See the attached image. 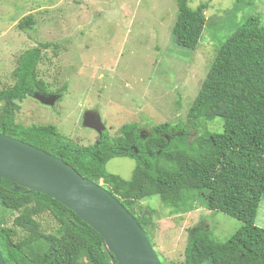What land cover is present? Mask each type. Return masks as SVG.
<instances>
[{
  "label": "trees",
  "instance_id": "16d2710c",
  "mask_svg": "<svg viewBox=\"0 0 264 264\" xmlns=\"http://www.w3.org/2000/svg\"><path fill=\"white\" fill-rule=\"evenodd\" d=\"M176 3L174 40L179 46L195 50L207 26L206 5L193 9L188 0ZM32 25L31 18L19 23L24 30ZM49 47V43H41L24 52L13 73L15 84L0 91V133L62 156L83 178L103 186L117 198L145 231L153 220L142 214L149 211L152 216L153 211L140 203L154 196L175 213L192 211L201 201L210 212L243 222L225 242L214 239L207 228H197L190 234L184 261L164 260L162 264H264V228L256 225L264 197L261 18L244 21L217 50L189 108L187 124H159L147 139L139 137L137 123L125 124L118 136L88 146L62 136L54 125L17 123L14 102L36 92L52 94L50 84L37 75L43 50ZM65 91H60L61 97ZM217 118L224 122L222 132L200 128ZM188 127L194 131L193 139L187 138ZM118 157L137 162L130 180L108 172V163ZM8 211L19 213L14 228L4 223ZM46 216L55 224L50 231L42 224ZM0 222V251L6 264H118L101 235L72 210L48 195L3 178Z\"/></svg>",
  "mask_w": 264,
  "mask_h": 264
},
{
  "label": "rangeland",
  "instance_id": "374dc122",
  "mask_svg": "<svg viewBox=\"0 0 264 264\" xmlns=\"http://www.w3.org/2000/svg\"><path fill=\"white\" fill-rule=\"evenodd\" d=\"M188 2L193 9L206 5L207 26L195 50L179 46L172 35L176 0H0V91L15 84L13 73L24 52L49 43L37 75L58 96L54 106L32 96L14 102L15 121L54 125L62 136L86 146L100 139L85 126L87 113L101 118L107 138L118 136L125 124L137 123L146 134L165 122L187 124L217 50L247 19L258 16L264 25V0ZM24 18L33 20L25 30L19 26ZM223 124L217 118L200 128L222 132ZM189 130L187 138L193 139ZM136 166L134 159L118 157L107 170L130 180ZM140 204L153 211L148 214L153 225L146 231L163 262L184 261L197 228H207L225 242L243 226L224 213L210 212L201 201L186 213H175L158 196ZM6 215L4 223L14 228L19 213ZM42 224L49 231L55 225L48 216ZM256 225L264 228V197Z\"/></svg>",
  "mask_w": 264,
  "mask_h": 264
},
{
  "label": "water",
  "instance_id": "95a60500",
  "mask_svg": "<svg viewBox=\"0 0 264 264\" xmlns=\"http://www.w3.org/2000/svg\"><path fill=\"white\" fill-rule=\"evenodd\" d=\"M30 96L49 106L58 100L56 95L39 92ZM84 124L98 132L100 143L106 131L101 118L87 113ZM0 178L48 195L72 210L101 235L118 264H162L146 231L127 208L103 186L83 178L62 156L1 132ZM0 264H6L1 251Z\"/></svg>",
  "mask_w": 264,
  "mask_h": 264
},
{
  "label": "flooded vegetation",
  "instance_id": "af4514ba",
  "mask_svg": "<svg viewBox=\"0 0 264 264\" xmlns=\"http://www.w3.org/2000/svg\"><path fill=\"white\" fill-rule=\"evenodd\" d=\"M152 134V133H151ZM151 134H146L144 133L143 131L141 132V130L139 131V137L141 139H147V137H149ZM99 137V136H98ZM100 138V137H99ZM98 138V139H99ZM104 138H106V133H104L103 137L101 140H103ZM135 149H138V148H135ZM140 150L138 149V151L136 152V154H139Z\"/></svg>",
  "mask_w": 264,
  "mask_h": 264
},
{
  "label": "clouds",
  "instance_id": "9594fccd",
  "mask_svg": "<svg viewBox=\"0 0 264 264\" xmlns=\"http://www.w3.org/2000/svg\"><path fill=\"white\" fill-rule=\"evenodd\" d=\"M49 95H52V94H49ZM97 143V142H96Z\"/></svg>",
  "mask_w": 264,
  "mask_h": 264
}]
</instances>
